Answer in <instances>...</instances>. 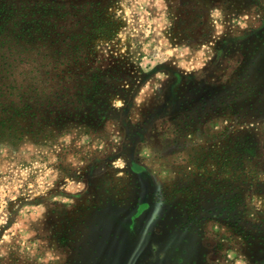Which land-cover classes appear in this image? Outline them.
<instances>
[{
    "label": "rangeland",
    "instance_id": "1",
    "mask_svg": "<svg viewBox=\"0 0 264 264\" xmlns=\"http://www.w3.org/2000/svg\"><path fill=\"white\" fill-rule=\"evenodd\" d=\"M0 51V264H264V0H0Z\"/></svg>",
    "mask_w": 264,
    "mask_h": 264
},
{
    "label": "trees",
    "instance_id": "2",
    "mask_svg": "<svg viewBox=\"0 0 264 264\" xmlns=\"http://www.w3.org/2000/svg\"><path fill=\"white\" fill-rule=\"evenodd\" d=\"M10 45L7 49L11 53L18 52L15 49H12ZM0 58L6 59V55L0 51ZM8 62V59L5 60V63H0V93L4 95L8 93V96L4 99H0V137L9 136L16 137L18 133L22 134V121L29 117V122L35 119V111L38 109V100L37 95L29 96L28 91H31V88L37 92L38 87L34 80L25 84L21 81L18 83L14 79H9L10 66H5ZM1 80H7V82H2ZM27 85V86H26ZM29 87V88H28ZM3 88V89H2ZM38 93V92H37ZM9 96H13L10 101H7ZM33 109V110H32ZM32 110V111H31ZM36 122V121H35ZM32 125V124H31Z\"/></svg>",
    "mask_w": 264,
    "mask_h": 264
},
{
    "label": "clouds",
    "instance_id": "3",
    "mask_svg": "<svg viewBox=\"0 0 264 264\" xmlns=\"http://www.w3.org/2000/svg\"><path fill=\"white\" fill-rule=\"evenodd\" d=\"M158 75L160 76L161 79H163L165 76L164 73H159ZM81 187H82V185H81ZM257 207H259V203H257ZM213 227H216V225H213ZM228 255L230 257L236 258L235 264H248L246 257L242 253H237L236 251L233 250V251H230L228 253Z\"/></svg>",
    "mask_w": 264,
    "mask_h": 264
}]
</instances>
